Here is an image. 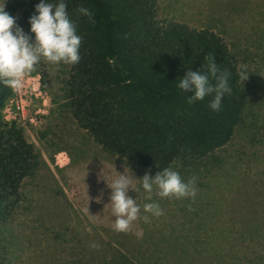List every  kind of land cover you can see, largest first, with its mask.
Here are the masks:
<instances>
[{"label": "rangeland", "instance_id": "rangeland-1", "mask_svg": "<svg viewBox=\"0 0 264 264\" xmlns=\"http://www.w3.org/2000/svg\"><path fill=\"white\" fill-rule=\"evenodd\" d=\"M21 1L5 0V11L34 40ZM157 2L160 21L213 29L240 71L246 67L247 106L232 140L201 161L169 166L185 182L196 177L195 200L154 197L164 215L117 233L107 183L119 173L132 176L139 191L129 196L142 207L151 201L139 179L163 168L144 169L102 151L69 113V66L42 60L1 110L3 120L24 130L41 162L0 224V264H109L114 254L138 264H264V0ZM41 70L49 75L46 87ZM93 242L98 250L89 247Z\"/></svg>", "mask_w": 264, "mask_h": 264}, {"label": "trees", "instance_id": "trees-1", "mask_svg": "<svg viewBox=\"0 0 264 264\" xmlns=\"http://www.w3.org/2000/svg\"><path fill=\"white\" fill-rule=\"evenodd\" d=\"M40 2L21 1L22 18L29 27ZM63 2L82 37L81 59L68 65L67 107L102 151L152 170L201 161L232 140L248 97L239 78V61L219 33L160 21L157 0ZM80 6L94 13L95 24L77 12ZM206 56H214L220 70L230 73L232 91L222 98L219 111L209 107L214 94L189 104L192 93L177 87L187 71H204ZM39 75L46 87L49 75L45 70ZM11 94L12 89L0 83V224L18 207L24 180L41 162L24 130L1 117ZM109 264L138 263L114 254Z\"/></svg>", "mask_w": 264, "mask_h": 264}, {"label": "clouds", "instance_id": "clouds-1", "mask_svg": "<svg viewBox=\"0 0 264 264\" xmlns=\"http://www.w3.org/2000/svg\"><path fill=\"white\" fill-rule=\"evenodd\" d=\"M35 11L38 14L32 15L29 19L30 32L35 34L33 40L16 24V19L5 11V0L0 2V83L12 90H20L24 78L35 71L36 65L42 60L53 65L61 63L75 65L81 59L79 49L82 37L77 34L76 24L70 18L63 0L56 4L41 0L35 6ZM77 12L95 24L94 13L88 8L80 6ZM205 60L207 64L202 65L204 68L202 73L187 71L179 80L177 87L184 92L192 93L187 97L189 104L214 94L209 107L213 111H219L222 98L225 94L230 95L232 91L228 84L230 73L227 69L220 70L214 56H206ZM239 78L241 82L247 80L246 67L239 72ZM212 80L215 81L214 84ZM139 180L146 194L145 199L151 201L142 207L137 204L136 199L129 196L130 190L139 191L133 187L132 176L119 173L110 184L107 183L112 190L109 203L115 217L112 228L117 233L130 232L137 220L147 224L151 223L152 218L164 215V210L154 197L195 200L197 195L196 177L185 182L171 167L163 168L154 177L145 173ZM136 235L139 238L142 232H137ZM89 247L98 250L100 246L93 242Z\"/></svg>", "mask_w": 264, "mask_h": 264}]
</instances>
